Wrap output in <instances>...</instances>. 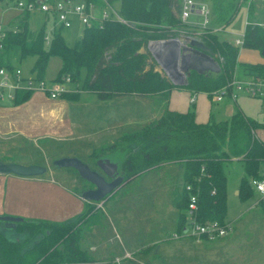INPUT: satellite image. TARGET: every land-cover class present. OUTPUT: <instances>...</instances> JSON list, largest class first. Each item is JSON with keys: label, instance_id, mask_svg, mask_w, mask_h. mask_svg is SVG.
<instances>
[{"label": "trees", "instance_id": "trees-1", "mask_svg": "<svg viewBox=\"0 0 264 264\" xmlns=\"http://www.w3.org/2000/svg\"><path fill=\"white\" fill-rule=\"evenodd\" d=\"M96 8L113 0H86ZM178 0H120L119 13L126 20H105L84 26L81 35L70 45L63 34L64 26L52 29L46 39L44 22L38 29L29 25L31 12L22 10L16 27L0 33V67L14 69L26 58L34 57L30 72L39 79L52 57H59L61 65L53 80L70 76L74 92L61 98L76 100L82 91L93 92L101 100L124 95H161L169 98L174 88H184L192 94L206 92L210 98L236 77L238 67L252 77L264 78V61H239L241 47L264 49V24L254 19L255 0H204L212 9V24L227 26L239 8L246 4L248 21L241 44L222 38L219 31L194 29L203 43L202 51L213 57L218 71L199 72L191 69L185 83L177 85L156 69L149 43L158 39L179 36L185 22L177 16ZM203 1V0H202ZM191 30V31H190ZM144 51H140L141 49ZM156 61V60H155ZM34 92L20 89L11 99L13 105L29 100ZM264 99V96L261 97ZM195 102V101H194ZM186 111L165 108L161 116L138 130L125 133L115 142L95 149L98 157L117 148L127 150L120 162L124 184L140 174L166 164H180L183 170L182 192L177 199L179 208L177 230L182 233L190 194H197L200 222L227 219L228 177L227 162L239 161L245 174L239 181V198H251L255 189L250 179L262 177L264 139L258 131L264 120L237 110L227 119L207 122L196 120L195 103ZM192 186V191L186 185ZM215 189V192L212 191ZM257 194V193H256ZM264 202V200H263ZM96 207H88L80 214L65 220L24 219L15 230L25 234L23 239L11 240L0 229V264H87L93 258L79 247L84 224L94 216ZM0 220V224H2Z\"/></svg>", "mask_w": 264, "mask_h": 264}, {"label": "rangeland", "instance_id": "rangeland-1", "mask_svg": "<svg viewBox=\"0 0 264 264\" xmlns=\"http://www.w3.org/2000/svg\"><path fill=\"white\" fill-rule=\"evenodd\" d=\"M16 1L0 0V25L2 27L0 33L5 28L17 26V17L20 12L14 7ZM258 4L259 6L255 8L256 17L254 19L264 24V0H259ZM112 5L119 8L120 0H113ZM105 7L97 8L96 12L100 13ZM191 18L202 21L201 16L192 15ZM44 21L49 29L55 20L53 16L46 17L42 11L37 10L30 15V28L38 29ZM247 21L248 8L246 4H243L234 19L223 30H219V34L221 32L224 37L235 42L236 38L243 37ZM217 26L223 27L224 24H217ZM82 27L80 19L75 16L73 26L63 30L65 39L70 45L74 44L78 35L81 34ZM175 29L180 32L177 36L180 40L186 35L194 36V34H186L190 29L186 22L185 25ZM198 29L197 32L203 31L200 26ZM160 40L164 39L154 41ZM142 50L143 48L140 51ZM182 53L189 52L183 51ZM239 57L242 61L251 62L262 59L259 50L243 47L239 50ZM34 59V57H29L16 64L28 72ZM150 60L156 63V68L158 67L164 76L177 85L185 83L189 71L193 68L192 66L185 67L187 65L182 64L181 57L178 64H174L176 61L171 58H167L165 63L164 61L159 62L156 56ZM60 65L61 59L52 57L45 71V79L52 80ZM208 71L213 70H205V72ZM69 85L74 87L72 83ZM153 99L155 104L141 105L134 102L135 98L101 101L95 93L83 92L79 99L66 102L67 107L63 109L62 115L73 119L76 126L72 135L60 138L54 135L50 137L41 135L43 132L54 133L51 129L61 130V127L56 124H52L49 129L48 121L43 123L35 121L34 125L29 124L28 130L23 134L6 132L7 130L0 126V162L37 164L46 168L44 173L33 176L0 174V215L53 221L77 215L80 210L82 211V205H80L82 199L79 196L86 189L93 188L94 185L83 179L74 168L58 167L54 161L62 156L77 157L91 168L99 170L96 162L101 157H110L114 161L120 160V157L103 154L95 159L91 153L100 144H110L111 140H115L123 133L140 129L147 122L145 120L143 124L141 120L144 118L152 115L160 116L162 112L159 105L160 103L165 104L166 99L159 95ZM248 104L254 115L259 120H264V99L250 98ZM218 105L215 104L214 108ZM43 109L49 111L46 105ZM109 113L111 119L114 118L113 128L105 131L104 135L98 133L99 137L102 136L99 138L95 132L98 128L106 126L107 121L109 122ZM220 116L223 115L219 114L218 117ZM20 128H22L21 125ZM258 134L264 139V129L258 131ZM97 140L100 141L97 142ZM162 168L165 169L156 168L140 174L133 181L107 195L103 201L85 200V209L88 205L96 207L94 216L87 224H84L79 239V247L94 259L92 263L87 264H264L263 199L256 193L247 200H241L239 196L233 194V188L245 174L241 162L231 161L225 166L229 187L227 217L231 219L240 215L233 220L234 223L231 222L232 228L229 235L227 234L228 237L226 236L227 238L221 241L181 235L178 232L175 236L171 234L176 228L179 212L176 203L182 189V183H180L183 178L182 166L166 164ZM261 172H264V165ZM105 177L108 179L106 175ZM168 183L171 187L170 196L167 197L169 210L171 211V208L173 210L167 216V221L163 226L159 225L162 230L159 228L156 230L154 227L160 222L158 219L160 212L166 210V207H163L166 206L165 203L163 204L159 197L165 194L163 186ZM108 213L110 216L107 215ZM116 227L127 241V247L121 243L122 238L118 236ZM0 229L11 240H20L25 237L24 233L15 230V226L8 227L4 222L0 224ZM159 232L166 235L163 241L137 248L131 252V256L120 258L127 249L135 248L136 242L148 241L151 235ZM135 236L139 239L132 243V237Z\"/></svg>", "mask_w": 264, "mask_h": 264}, {"label": "built area", "instance_id": "built-area-1", "mask_svg": "<svg viewBox=\"0 0 264 264\" xmlns=\"http://www.w3.org/2000/svg\"><path fill=\"white\" fill-rule=\"evenodd\" d=\"M15 5L21 10L26 9L30 12L39 10L46 15L53 16L56 18L58 26H64V28H69L73 25L75 16L80 19L83 27L90 26L95 22H99L100 25H102L107 19L126 22L119 13V8L113 6L110 2L107 3L106 7L103 8L100 13L96 12L97 8L94 3H88L86 0L80 2H75L74 0H17ZM193 14H198L202 17V21L198 24L203 30H220L219 27L212 26V9L209 3L201 0H182L180 18L183 21H187ZM191 37L199 39L195 35H191ZM46 39L48 40L49 36H46ZM241 42L242 38H237L234 43L238 45L241 44ZM156 43L159 42L153 40L149 43V49L154 57L156 56L155 52L158 51L153 47ZM182 46H185V43H183ZM164 56L166 59L170 58L166 49L164 50ZM70 83H72L70 76H66L62 80L38 79L36 75L32 73H24L21 67L14 69L0 67V100L12 99L15 92L20 89L41 92L51 99H57L64 93L77 90L75 87L69 85ZM238 92L253 97H263L264 78L252 77L249 80H241L235 77L229 85L223 87L217 93H214L212 100L215 102L220 101L223 96L226 95L235 98ZM195 98L196 96L193 95L191 102H194ZM250 181L258 196L264 200V176L252 177ZM186 189L192 191V186L188 184L186 185ZM212 192L214 193L215 189ZM197 199V194L192 192L186 212V224L184 226L186 231L184 232L183 229L182 234L208 240H214L227 235L232 228L231 223L227 219L224 222L218 220L200 222L198 220Z\"/></svg>", "mask_w": 264, "mask_h": 264}, {"label": "crops", "instance_id": "crops-1", "mask_svg": "<svg viewBox=\"0 0 264 264\" xmlns=\"http://www.w3.org/2000/svg\"><path fill=\"white\" fill-rule=\"evenodd\" d=\"M258 1L259 0L255 1L256 2L255 3L256 4V8L259 6ZM205 2H207V1H205ZM181 3H182V0L180 2L178 1L179 11L177 12V16H179V17H180ZM207 3H209V2H207ZM14 7L19 12L22 11L21 9L17 8L15 4H14ZM31 13H33V12H31ZM44 15L46 17L50 16V15H46L45 13H44ZM193 15L199 16L198 14H193ZM17 20H19V16L17 17ZM54 20L55 21L53 22L52 27L49 28V29L47 28V35L46 36H50L52 29L54 27L58 26L56 18H54ZM44 22L46 23V21H44ZM185 22L188 23L190 29H194L196 31L199 30L198 28H199L200 25L198 23L200 21H198V20H196L194 18H190L189 20H187ZM73 23H74V20H73ZM46 26H47V23H46ZM212 26H214V24H212ZM215 27H218V26L216 25ZM224 28H225L224 26L223 27H219V29H221V30H223ZM65 29H67V28H65ZM32 30H36V29H32ZM82 30H83V27H82ZM220 34H221V32H220ZM80 35H78V37ZM222 38H226V39L230 40L229 38L224 37L223 35H222ZM142 51H144V49ZM260 54H261V52H260ZM238 59H239V61H242L240 59V57ZM262 61H264V57L263 56H262L261 60L254 61V62H262ZM19 67H21V66H19ZM31 67H30V69H31ZM156 69L159 71L158 67ZM23 71L26 74L31 73L30 70L28 72H25V70L23 69ZM236 78L237 79H241V80H249V79L252 78V76L247 75L246 72L242 69V67H238L237 71H236ZM83 92H87V91H82L80 96L83 94ZM193 95L196 96L194 103H195L196 120L198 122H207L210 119L211 115L216 120L227 119L239 109L242 110L243 112H245L246 114L256 118V119H259L257 116L254 115L253 110H251V107H249V104H248V99L254 98V97L250 96V95H247L245 93H241V92H238L237 96L235 98H232L230 95H226V96H223L222 100L215 102V101L212 100V98L209 97V95L206 92H199V93H196V94H192L189 90H186L184 88H174L171 91L169 98H167V99L165 97L159 95V97H162V98L166 99L165 100L166 101L165 104L160 103V105H159L160 111L163 113V111L165 110L166 107L169 108V109H172V110L186 111V110H188L190 108L191 98H192ZM156 96H158V95H148V96L124 95V96H117V97H114V98H111V99H107V100H101L98 97L97 98L99 100H101V101H109V100H114V99H117V98L118 99H125L126 97L135 98L134 102H138L141 105H144V104H147V103L148 104H150V103L155 104V101H154L153 98H156ZM1 101L2 102H0V126L3 129H6L7 130L6 132L12 131L14 133H22L23 134L25 131L28 130L27 129L28 125L32 124V123L34 125L35 121H39V122H42V123L48 121L47 123H49V129L52 127V124H56V125H59L61 127L60 131L59 130L54 131V130L51 129V131H53L54 133H52V132H49V134H48V132L41 133V135L44 136V137L45 136H49L50 137V136L54 135V136H58V138H60V137H63V136H70L74 132L73 129H75V126H76L75 121L73 119H71L70 117H63V115H62L63 111L65 110V107H67L66 102H68L69 99H65V98H61V97L59 99H51V98L47 97L45 94H43L41 92H34L29 100H27L26 102H24L22 104H19V105H13L11 99H5V100H1ZM215 104H219L218 107L214 108ZM44 105H46L48 107L49 111L43 109ZM47 112H49V113H47ZM219 114L223 115V116L218 117ZM97 115L99 117L101 116V114H97ZM216 115H217V117H216ZM158 117L157 116L155 117V115H152L149 118H144L141 121L144 124L145 120L147 122H149V121H151L153 119H156ZM108 119H109V122L108 121L106 122V124H105L106 126L98 128L97 131L95 132V135H98V137H99L100 135H104L105 131L110 130V129L113 128V125H114V123H113L114 120L113 119L114 118L111 119L110 113H109ZM20 120H21V123H20ZM110 120H111V122H110ZM26 122H27V124H25ZM147 122H145V124ZM23 124H25V125H23ZM20 125L22 126V128H20ZM126 133H128V132H126ZM123 134H125V133H123ZM101 137H99V138H101ZM117 138L115 140H117ZM115 140H111L110 144L115 142ZM99 141L100 140H97V142H99ZM107 145H109V144H100L98 147H95L93 149L91 154L94 155L93 152L95 151V149H99V148H101L103 146H107ZM126 154H127V150L121 149V148H117L116 150L110 151V152H106L103 155H105V156H117V157H120L119 159L122 161ZM94 157L96 159V158H98L100 156H98V157L94 156ZM162 167H159L158 169H165V168H162ZM166 174H167V171H166ZM167 176L170 178V176L168 174H167ZM182 177H183V170H182ZM180 183H182V187H183V178H182ZM124 185H126V184H123L122 186H124ZM238 186H239V183L237 185H235V187L233 188V194L236 195L237 197L239 196V188H238ZM163 187H165L164 191H163L165 194H161V197H159V198L161 199L163 204L165 203L166 206H163V207H166V210L160 212V215H159V218H158L160 222L157 223L158 227L157 226L154 227V229H156V230L158 228L160 230H162L159 227V225L163 226V224L167 221L166 220L167 216L173 210L172 208H171V211L169 210L170 206H169V201L167 199L168 195L170 196V192L169 191H170L171 187H170L169 183L167 185H164ZM181 192H182V189H181L180 193ZM79 197L82 199V201L80 203V205H82L81 206L82 211L80 210L77 213V215L82 213L85 210V206H86V202L82 198V196H79ZM107 215L110 216L109 213ZM239 215L240 214L236 215L234 218H231V219L227 217V220L230 223L231 222L234 223L233 220L236 219V217L239 216ZM71 217H73V216H70L68 218H71ZM177 217H178V214H177ZM113 226H115V224ZM116 230L118 231L117 227H116ZM177 232H178V230H177V220H176V228L174 230V233H171V234L175 236V234ZM160 233L161 232H159L158 234H155V235H151V237L148 239V241L147 240L146 241L141 240L142 242L141 241H139V243L136 242L135 243V248H133L132 250L127 249L125 254H123V256H121L120 258H122V257L125 258V257L131 256L130 255L131 252L134 251L137 248H141L143 246H147V245H151V244H158L159 242L163 241L165 239L166 235L164 236L163 234H160ZM178 233H180V232H178ZM117 234H118V236H120L122 238L121 243L123 244V246L127 247V241L124 239V237H122V234L119 233V231L117 232ZM180 234L182 235V233H180ZM228 235H229V233H228ZM228 235H225L223 237H219L216 240H218V241L219 240L220 241L224 240V239H226L228 237ZM132 238H133L132 243H133L134 240L139 239L136 236L132 237ZM117 259H119V258L117 257Z\"/></svg>", "mask_w": 264, "mask_h": 264}, {"label": "water", "instance_id": "water-1", "mask_svg": "<svg viewBox=\"0 0 264 264\" xmlns=\"http://www.w3.org/2000/svg\"><path fill=\"white\" fill-rule=\"evenodd\" d=\"M158 42L170 43L169 45L161 46V49H157L158 51L156 50L157 52H155V54L159 61L166 62L164 56V50L166 49L170 58L176 61L174 64H178L180 57L183 64L184 57L190 55L196 57L199 62H202L200 66H192V69L199 72H205L207 69L213 71H218L220 69V66L215 59L202 51L204 43L200 39L186 35L183 36L182 40L179 38H172L160 40ZM183 43H185V46H182ZM183 51H188L189 53H182ZM261 54L264 57V49ZM120 162L121 160L114 161L110 157H101L96 162L100 171L91 168L87 163L77 157H60L54 161V164L58 167H72L76 169L83 179L94 185L93 188L86 189L82 192L81 196L84 200L103 201L107 195L115 192L125 183L124 176L120 171ZM45 171L46 168L44 166L37 164L25 165L15 162H0V174L13 173L21 176H33L42 174ZM105 175L110 178V180L106 179ZM0 220L4 221L8 227H13L17 222L23 221L24 218L21 216L0 215ZM185 231L186 229H184V232Z\"/></svg>", "mask_w": 264, "mask_h": 264}, {"label": "bare ground", "instance_id": "bare-ground-1", "mask_svg": "<svg viewBox=\"0 0 264 264\" xmlns=\"http://www.w3.org/2000/svg\"><path fill=\"white\" fill-rule=\"evenodd\" d=\"M169 44L170 43H161V42H159V43L154 44L153 47L157 50L161 46L169 45ZM176 44H178V43H176ZM183 63H186L187 66H189V65H191V66H200L202 64V62H199L198 59H196V57H192L190 55H187V56L184 57Z\"/></svg>", "mask_w": 264, "mask_h": 264}, {"label": "flooded vegetation", "instance_id": "flooded-vegetation-1", "mask_svg": "<svg viewBox=\"0 0 264 264\" xmlns=\"http://www.w3.org/2000/svg\"><path fill=\"white\" fill-rule=\"evenodd\" d=\"M108 179L110 180V178H108ZM3 222H4V221H3ZM3 222H2V223H3ZM4 223H5V222H4ZM5 225H6V224H5Z\"/></svg>", "mask_w": 264, "mask_h": 264}]
</instances>
